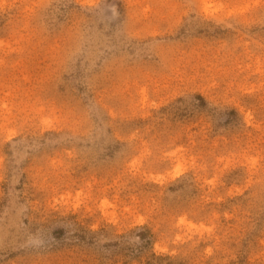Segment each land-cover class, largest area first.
I'll use <instances>...</instances> for the list:
<instances>
[{
    "label": "rangeland",
    "instance_id": "obj_1",
    "mask_svg": "<svg viewBox=\"0 0 264 264\" xmlns=\"http://www.w3.org/2000/svg\"><path fill=\"white\" fill-rule=\"evenodd\" d=\"M0 264H264V0H0Z\"/></svg>",
    "mask_w": 264,
    "mask_h": 264
}]
</instances>
